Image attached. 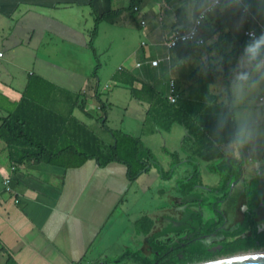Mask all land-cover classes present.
<instances>
[{"label": "crops", "instance_id": "crops-1", "mask_svg": "<svg viewBox=\"0 0 264 264\" xmlns=\"http://www.w3.org/2000/svg\"><path fill=\"white\" fill-rule=\"evenodd\" d=\"M125 1L127 2L0 0V127L4 119L17 114L31 123L42 124L46 118V110L68 119L77 118L74 113L77 95H89L85 112L89 110L93 100H99L101 87L86 89L85 84H79L73 78L68 81L67 87H54L48 77L58 72L57 67L61 63L68 69L67 76L76 75L78 38L69 39L70 34H66L64 30L74 34L82 33L86 38H82L84 42L90 38L89 33L85 32L86 26H83V22L87 24L88 21L83 9L88 8L90 14L95 9L99 15L123 11L127 7L124 6ZM181 2L182 0H173L167 4L162 0H143L137 7L143 17L140 24L145 26L142 34L151 44L148 45L150 50L144 51L143 56L146 60L153 61L140 75L143 79L128 71L141 81L138 89H141V83H149L158 92L167 95L168 82L172 79L176 81L179 95L183 98L190 97L197 89V84L191 78L197 68L195 64H189L179 73L169 66L168 58L171 53L194 54L197 58L200 55L199 52H189L183 46L169 49L166 45L177 30ZM233 23L231 18L215 21V32L219 33L216 47L224 56L225 73L230 67L229 59L232 58L234 63V58L241 50L245 30L255 26L249 20L239 32H235L232 30ZM45 81L48 82V87H44ZM219 82L223 83L216 79L213 84L217 85ZM214 95L217 96L215 93ZM222 96L223 94L219 95L221 98H218V103H222ZM147 97L143 95V100L136 99L139 106L145 107L146 114L150 107ZM58 100L68 103L67 112L58 111ZM178 126L183 129L176 130L175 127L179 128ZM160 129L166 130L165 135L171 138L175 130H180L179 142L183 147L170 151L177 153L180 159L185 160L195 153L196 144L184 126L176 122L168 130L162 127ZM155 131L150 129L141 136L135 135L150 146L154 143L152 137ZM39 134L38 128L35 136L38 138ZM162 137L165 141L166 137ZM227 145L223 146L225 152L236 157ZM245 151L248 153L249 148H245ZM236 158L244 163L242 180L251 181L256 177L261 180L263 204L257 209V214L264 217L262 157L252 151V163L248 162V155ZM198 160L201 176L216 161H206L200 157ZM171 164L172 161L168 167ZM254 164L256 166L252 170L250 167ZM192 170L189 164L181 165L171 179L164 180L174 181L176 178L170 189L159 190L161 197L159 196L158 202L162 200L163 205L159 202L162 206L155 205L149 211L148 203L141 205V200L144 197L154 200L158 191L157 188L153 191L151 187L147 175L150 170L132 182L128 178L127 167L117 162L100 167L96 160H89L81 167L68 169L32 161L16 163L10 161L8 144L0 137V264H5L8 253L18 264H109L111 259L108 251L114 244L120 245L123 252L131 249L152 259L151 255L156 254L152 243L164 242L163 239L170 233L167 231L184 227L185 197L178 190L177 182L187 178ZM247 171L256 175H250L247 180ZM210 174L219 178L214 180L213 185H216L221 176L211 171ZM5 180L10 181L9 189L4 185ZM235 195L233 193L223 205L227 216L228 212L224 207L231 202H234L230 205L231 208L235 205L231 213L234 217L239 209L246 208L244 200L236 199ZM140 221H143L142 226L149 228L148 232L136 227V223ZM128 243L136 247L135 250ZM120 255L116 257V264L124 262L119 261Z\"/></svg>", "mask_w": 264, "mask_h": 264}, {"label": "trees", "instance_id": "trees-1", "mask_svg": "<svg viewBox=\"0 0 264 264\" xmlns=\"http://www.w3.org/2000/svg\"><path fill=\"white\" fill-rule=\"evenodd\" d=\"M170 4L173 0H162ZM143 0H129L125 10L134 12ZM95 25L92 31L89 46L93 53L97 55L94 47V41L98 34V26L102 21H113L114 17H119L122 14L121 10L110 11L99 15L95 9ZM256 27L258 23L264 21H252ZM253 27V28H254ZM251 29V28H250ZM249 30V29H247ZM246 31V30H245ZM248 39L244 35L241 42V48ZM182 44L179 45V47ZM189 52H193L191 48ZM99 65L96 66L98 68ZM123 71V68L119 69ZM123 77L118 78L119 82L132 85V95L138 99L141 96L147 95L150 102V107L147 111V116L156 119H164L168 130L173 123H179L184 126L190 135V138L196 144V151L187 159L182 160L177 153H172L165 150L173 158L169 170L155 159L153 151L146 146L140 137L133 136L120 130L109 129L106 126V117L103 119V126L108 131L112 142L106 144L102 142L94 133H92L84 122L71 117L68 119L64 115H59L46 110V118L44 123H31L20 115H12L3 120L0 127V137L7 142L9 150V159L12 162L24 163H47L62 168H77L81 167L89 160H96L100 167H105L112 162L123 164L127 167L128 178L130 181H136L142 174L149 171L153 166L159 169L161 178L169 180L174 176L176 169L184 164L193 166L192 172L184 180L177 182L178 190L183 193H189L194 190L197 185L202 183L201 169L198 158L206 161H214L210 165V171L221 176V184L217 187L222 193L221 199L224 200L229 195L230 185L234 181L242 178L243 161L238 158L228 155L223 146L229 143L231 133L235 129V123L230 119L226 122L223 128L220 127L219 114L223 104L218 103L217 96H213L214 103L212 106H207L204 100L208 94L207 85L216 81L217 74L210 73L207 78L201 77L196 68L191 78L197 84V89L190 97L183 98L179 95L176 103H170L167 95L158 92L154 87L141 83V89L135 86L136 82H141L130 72L123 71ZM227 72V71H226ZM96 74V73H95ZM226 74V73H225ZM119 77L118 75H116ZM177 87V86H176ZM178 92V89H177ZM179 94V92H178ZM77 106L85 112L86 101L79 104L80 96H76ZM102 109L105 110L104 104ZM40 131L37 138L36 130ZM259 177L253 180L252 186L248 191L249 211L247 218L241 225L239 230L233 234H240L247 230L253 222V210L260 202V194L258 191ZM220 226L223 223V216L218 214ZM139 229L148 232L149 228H145L143 221L137 222ZM139 230V231H140ZM155 251L161 253L158 257L152 259L146 258L139 251L127 249L119 256V261L131 259L140 264H155L159 260L165 258L164 252L168 249L167 244L161 241L152 243ZM264 247V233L255 234L253 237L238 239L233 242L225 252H230L239 248H261ZM209 257L207 253L199 255L190 254L186 257L187 263L200 261ZM167 264H177L176 258ZM185 263V264H187ZM5 264H18L13 257L8 253Z\"/></svg>", "mask_w": 264, "mask_h": 264}, {"label": "rangeland", "instance_id": "rangeland-1", "mask_svg": "<svg viewBox=\"0 0 264 264\" xmlns=\"http://www.w3.org/2000/svg\"><path fill=\"white\" fill-rule=\"evenodd\" d=\"M128 2L129 0H127V2L125 1L124 6H127ZM83 11L84 14H86L85 19H88L87 24H84L83 22V26H86L87 31L85 32L89 33L90 38L88 37L87 41L84 42L83 39L85 38V36H83L82 33L79 32L78 34H74L69 33L67 29L64 30L66 34H70L69 39L78 38V44L76 45L78 47L76 57L78 71L76 75H74L73 77H69L66 75L68 69L61 63L60 66H56L58 72H55L53 73V76L48 77V79L50 80L49 82H51L54 87H58L56 85L67 87L68 81L72 80L73 78L76 79L79 84L80 82L85 84L84 87L86 86V89L101 87L99 95L100 101L93 100L92 103L90 102L91 106L90 108L88 107L89 110H87L88 115L81 110L80 106H76L74 110L75 116L78 119L82 120L87 125L88 129L106 144H110L112 142V138L103 126V119H105V117L107 118L106 126L109 129L120 130L134 136H141V134L146 133L147 131L149 132L150 129H155L158 133L156 134L155 131V135H153L152 137V142L154 143L153 145L150 144V146L148 147L152 149L155 159L164 167V169L169 170L170 167H168V164L173 160V157L169 155L165 150L173 152L176 147L177 150L183 147V145L179 142L181 138L180 130L176 132L177 129L183 128L181 126H178L179 128L175 127L176 130L174 132L173 138H171V136H166V130L164 131V129H160V127L165 128L166 126L164 119H156L155 117L151 118L150 116H147L145 107L139 106V104L136 102V98L132 95V85L124 84L122 82H119L118 80V78L123 77V71H131L136 76L140 77V75L146 70V68L148 66H151L150 64L153 63L152 60L148 61L143 56L144 51L148 52L150 50L148 46L150 42L148 38L142 34V30H144L145 27L140 24L143 18L142 14L138 10L135 12L123 10V15L117 18L114 17L115 19H113V21H102L98 26V34L94 41V47L97 51V55H95L89 46L92 31L95 25V14L93 12V14H90V11L88 12V8L86 10L83 9ZM62 36L64 35L62 34ZM64 38L66 37L64 36ZM142 42L144 44H142ZM137 61H140L142 63V68L135 67V63ZM97 65H99L98 68H96ZM120 68H123V71H120ZM116 75L120 76L117 77ZM43 83L45 84L44 87H48L46 86L48 85L47 81ZM138 83L139 82H136L135 86H138ZM221 84L222 83L219 82V84H217V87L213 89V92L217 95V100L218 98H221L219 97V95L223 94V87L221 86ZM103 88H105L106 90L102 91ZM91 93L93 94V91ZM83 100L87 103L89 101V95L80 97L78 101L79 104L82 103ZM103 104L106 107L105 110L102 109ZM56 105L58 106L57 109L59 112H63V110L67 112L68 103L58 100ZM162 135H164V138L166 137L165 141ZM166 147L168 149H166ZM252 151L258 156L262 157L261 170L263 171L262 179L264 182V138L258 139L255 142L254 149ZM244 156H247V152L245 150ZM255 166L256 165H252L250 168L253 170ZM147 175L146 176L150 181L153 191L154 188H157L158 191L157 196L154 200L150 199L149 197L143 198L142 195L141 198H143V200H141V205L148 203L149 211H152L155 205H158V207L163 205L162 200L159 201L162 205H159L160 203L158 202V198L160 196L159 192H161L159 190L170 189V187L175 183L176 178H174V181L173 179L170 181H164L161 178L159 169L155 166L150 169ZM250 175H252V173H250V171H247V180L250 178ZM217 178V176L210 174V170L207 171L206 169V171L202 172L201 180L206 185L215 184L214 180L216 181ZM245 183L246 181L238 185V187L236 188L238 189L236 190L237 193L240 192L242 185ZM232 204H234V202H231L224 207L228 212V216L230 217L232 211L234 210L232 208H234L235 206L233 205V207L231 208L230 205ZM136 227L139 228V226L137 225ZM163 241H165V239H163ZM128 246L134 250L136 248L129 243ZM260 251H264V249H260L259 252ZM122 252L123 248L120 245L114 244L113 247L108 251V255L111 259V263L109 264H116V257ZM241 254L243 253H238L236 255ZM151 257L153 258L154 256L151 255ZM98 264H102V262ZM119 264L140 263L134 262L131 259H127Z\"/></svg>", "mask_w": 264, "mask_h": 264}, {"label": "clouds", "instance_id": "clouds-1", "mask_svg": "<svg viewBox=\"0 0 264 264\" xmlns=\"http://www.w3.org/2000/svg\"><path fill=\"white\" fill-rule=\"evenodd\" d=\"M180 9V21L170 47L179 41L185 49L191 48L200 55L197 58L194 54L171 53L169 66L179 73L195 64L201 77L214 73L217 81H223L220 127L230 119L235 123L227 147L236 157L249 148L248 162L252 163L255 142L264 138V23L259 33L254 28L247 31L248 39L234 63L229 59L230 67L225 74V59L216 47L219 33L215 32V21L231 18L232 30L239 32L249 20L264 21V0H182ZM216 87L213 83L207 85L208 94L204 97L207 106L214 103ZM208 264L215 262L209 260Z\"/></svg>", "mask_w": 264, "mask_h": 264}, {"label": "flooded vegetation", "instance_id": "flooded-vegetation-1", "mask_svg": "<svg viewBox=\"0 0 264 264\" xmlns=\"http://www.w3.org/2000/svg\"><path fill=\"white\" fill-rule=\"evenodd\" d=\"M254 180V179H253ZM253 180H238L230 185L229 195L222 200V193L217 188L221 184V180L216 185H206L203 182L189 193L183 194V205L185 206L184 227L183 229H173L164 238L163 243L167 244L168 249L164 252L165 258L159 260L155 264H167L176 258L177 264H185L186 257L190 254L199 255L207 253L209 257L200 261L187 264H201L211 261H218L231 256H237L238 253H251L259 251L261 248H239L230 252H225L228 247L238 239L253 237L255 234L264 233V217L257 214V209L263 204V188L261 180H259L258 191L260 194V202L253 210V222L251 226L240 234H233L244 223L249 211L248 191L252 186ZM246 181L242 185L240 192L237 193L238 185ZM236 194V199H243L246 205L245 209H239L238 214L227 216L223 210V205ZM196 209V210H193ZM218 214L223 216V223H219ZM234 217V219H233ZM154 257H158L161 253L155 251ZM242 255V254H241ZM153 257V258H154ZM217 258V259H215Z\"/></svg>", "mask_w": 264, "mask_h": 264}, {"label": "water", "instance_id": "water-1", "mask_svg": "<svg viewBox=\"0 0 264 264\" xmlns=\"http://www.w3.org/2000/svg\"><path fill=\"white\" fill-rule=\"evenodd\" d=\"M214 262L215 264H264V251L231 256Z\"/></svg>", "mask_w": 264, "mask_h": 264}, {"label": "built area", "instance_id": "built-area-1", "mask_svg": "<svg viewBox=\"0 0 264 264\" xmlns=\"http://www.w3.org/2000/svg\"><path fill=\"white\" fill-rule=\"evenodd\" d=\"M135 10H137V9H135ZM144 23V22H143ZM251 29H253V28H251ZM254 29L257 31V33H259L260 32V30H261V24L260 23H258V25L256 26V27H254ZM177 31V30H176ZM175 31V32H176ZM247 31L248 30H246L245 32H244V35L247 37V35H246V33H247ZM174 32V33H175ZM174 33H173V35L169 38V40L167 41V43H166V45H167V47L169 48V49H172V48H175V47H178L179 45H180V42L179 41H177L176 42V44L173 46V47H170V44H171V41H172V39L174 38ZM144 44V43H143ZM0 56H1V53H0ZM159 62V61H158ZM142 66V63L141 62H137L136 63V67H141ZM121 69V68H120ZM177 84H176V81L175 80H170L169 82H168V92H167V97H168V99H169V101H170V103H176V101L179 99V94H178V92H177ZM9 180H5L4 181V185H5V187H6V189H9V186H8V184H9Z\"/></svg>", "mask_w": 264, "mask_h": 264}]
</instances>
